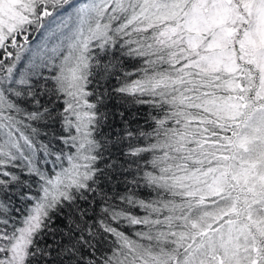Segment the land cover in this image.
Masks as SVG:
<instances>
[{
	"label": "snow or ice",
	"instance_id": "1",
	"mask_svg": "<svg viewBox=\"0 0 264 264\" xmlns=\"http://www.w3.org/2000/svg\"><path fill=\"white\" fill-rule=\"evenodd\" d=\"M0 264H264V0H0Z\"/></svg>",
	"mask_w": 264,
	"mask_h": 264
}]
</instances>
